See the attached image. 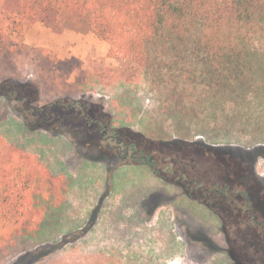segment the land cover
Returning <instances> with one entry per match:
<instances>
[{
	"label": "rangeland",
	"instance_id": "rangeland-1",
	"mask_svg": "<svg viewBox=\"0 0 264 264\" xmlns=\"http://www.w3.org/2000/svg\"><path fill=\"white\" fill-rule=\"evenodd\" d=\"M18 3L0 0V16L5 6L12 10ZM51 15L38 21L56 30L70 28L53 25ZM22 33L4 42L13 46L11 51L0 48V83H38L41 105L58 99L99 103L113 127L129 140L140 141L135 132L143 134L148 151L157 156L171 150L163 148L160 140L185 139L173 146L175 152L197 158L206 180L252 183L253 196L259 193L264 198V141L260 140L264 90L259 96L249 91L238 98L199 85L188 89L189 112L184 115L174 99H166L169 91L154 89L131 59L109 56L110 43L96 35L93 51L86 46L84 53L57 56L56 75L49 77L44 47L23 44L18 40ZM73 79L76 82H70ZM117 80L131 84L111 93ZM117 95L119 104L114 107ZM71 120L68 116L59 124L52 121L54 131L32 129L25 122L23 100L0 97V134L39 155L54 173L65 176L69 186L66 198L40 230L17 239L0 264H225L233 249L228 236L237 239V232L242 239L236 247L240 243L244 248L243 229L225 233L219 217L183 188L155 175L145 164L122 159L111 147L115 141L103 138V130ZM209 148L214 150L205 155ZM259 185H263L260 190ZM261 201L260 206L253 204L264 219ZM246 245L250 246L248 264H264V245L257 240H247Z\"/></svg>",
	"mask_w": 264,
	"mask_h": 264
},
{
	"label": "trees",
	"instance_id": "trees-1",
	"mask_svg": "<svg viewBox=\"0 0 264 264\" xmlns=\"http://www.w3.org/2000/svg\"><path fill=\"white\" fill-rule=\"evenodd\" d=\"M16 1L19 3L14 9L5 6L1 11L0 48L11 51L13 46L4 44L10 35L22 33L26 24L52 13L49 18L53 25L92 32L110 43L109 56L137 63L154 89L170 92L166 99H174L184 115L189 112L185 100L188 89L199 85L238 98H244L249 91L259 96L258 92L264 90V84H259L264 83V0ZM41 51L48 57L43 61H50L49 77L56 75L53 64L57 55L45 48ZM14 81L0 83V97L14 95L18 101L23 100L29 128L54 131L57 128L51 122L62 123L68 116L72 123L85 122L88 116L101 119L102 128L107 125L113 135L109 140L119 136L136 145V156L129 154L134 162L148 163L150 168L153 165L155 175L182 185L193 199L208 205L223 220L237 221L233 227L249 224L245 212L247 206L252 211L254 208L244 185L206 180L197 158L175 152L173 146L184 144L185 139L160 140L163 148L171 150L157 156L148 151L143 134L135 132L140 141L129 140L122 130L113 127L101 104L86 99H58L41 105L38 83L19 85ZM260 140L264 141V136ZM213 150L209 148L205 155ZM151 156L153 162L149 160ZM181 176L184 178L180 181ZM204 189L216 197L204 198ZM68 191L65 176L54 173L39 155L0 134V261L17 239L40 230ZM250 226L258 231L254 220ZM261 234L264 237L262 229ZM229 264L241 262L234 259Z\"/></svg>",
	"mask_w": 264,
	"mask_h": 264
},
{
	"label": "flooded vegetation",
	"instance_id": "flooded-vegetation-1",
	"mask_svg": "<svg viewBox=\"0 0 264 264\" xmlns=\"http://www.w3.org/2000/svg\"><path fill=\"white\" fill-rule=\"evenodd\" d=\"M85 119V124H87L88 126H89V128L90 129H94V128H96V127H98V130H103V138L104 139H108V138H110V137H112L113 135H111V134H109V129H108V127H107V125H105V128L103 129L102 128V120L100 119H93L92 120V118L90 117V116H88V117H85L84 118ZM113 140V139H112ZM115 146H111L113 149H116L117 151H118V154H119V156L122 158V159H124V160H126L127 158L128 159H130L129 158V154H130V152H131V154H130V156H132V157H135L136 156V153H138V149H137V147H136V145H133V143L132 142H125V141H123V140H121L120 138H119V136H116L115 137ZM144 157H150V156H147V155H143ZM131 160V162L132 163H134V164H138V163H136V162H134L133 161V159H130ZM149 160L151 161V162H153V157L151 156V158H149ZM130 164V163H129ZM148 163H145V165H147ZM150 168V167H149ZM151 168H153V165H151ZM150 168V169H151ZM183 176H181L180 178H179V180L181 181V180H183ZM185 181H186V179H184ZM220 182V181H219ZM168 183H170V184H173V185H176V186H179V187H181V188H183V190L185 191V193L191 198V199H193L188 193H187V190L182 186V185H180V184H178V183H174V182H168ZM221 183H225V182H221ZM229 184V183H228ZM232 185V184H231ZM243 185H244V188L246 189V193H247V195L249 196V201H251V203L253 204V201L256 203V204H258L259 205V202L260 203H262V201L261 200H264V198H262L261 199V197H260V195H259V193H257V192H254V193H257L256 195H254L253 196V193H252V183H243ZM261 188H263V185H259L258 187H257V189L258 190H260ZM201 194L203 195V197L204 198H208V197H216V195L217 194H215V193H211V192H207L205 189L201 192ZM262 195H264V193L262 194ZM261 199V200H260ZM193 200H195V199H193ZM195 201H198V200H195ZM258 201V202H257ZM198 202H200V201H198ZM201 204H203L205 207H207L209 210H211L210 209V207L208 206V205H206L205 203H203V202H200ZM260 206V205H259ZM263 207V206H262ZM262 207H261V209H262ZM253 208H254V204H253ZM254 210V209H253ZM263 210V209H262ZM211 212L213 213V214H216L218 217H219V219H220V224H221V226H222V229L225 231V233H228L229 234V229L230 228H233V229H237V231H239V230H241V229H243L244 230V232L242 233V236H243V240L245 241L244 243V248H242V246L240 245V243H239V245H238V248L236 247V244L238 243V242H240L239 240H241L242 238L241 237H239L240 236V232H237V235H236V237H238L237 239L235 238L234 240L230 237V236H228V238H229V244L231 245V247L233 248V249H231L229 252H228V254H229V260H230V262H225V264H229V263H232V262H234V259H237L238 261H240V260H242V261H240L241 262V264H248V262H247V259L249 258V256H250V252H249V247H246L247 245V240L249 241V242H251L252 240H257V241H259L262 245H264V237L262 236V234H261V229L262 230H264V219H262V218H260V216H259V214L257 213V212H255V210L254 211H252V207L251 206H247V209H246V212H245V214L247 215V218H248V220H249V224H247V225H244V226H240V225H235V227H233L234 225L233 224H235L237 221H235L234 219H231L230 221L228 220V221H225V220H223L222 218H221V216L217 213V212H214V211H212L211 210ZM253 220L255 221V222H257V224H258V231H256V234H255V236L254 237H252V234H251V230H252V227L250 226V224H252V222H253ZM255 228V227H254ZM257 233H258V236H257ZM230 235V234H229ZM233 241V242H232ZM239 253H243V255L241 256V258L242 259H240V256H239ZM247 258V259H246ZM240 259V260H239ZM250 260V259H249ZM250 263H251V261H250Z\"/></svg>",
	"mask_w": 264,
	"mask_h": 264
},
{
	"label": "crops",
	"instance_id": "crops-1",
	"mask_svg": "<svg viewBox=\"0 0 264 264\" xmlns=\"http://www.w3.org/2000/svg\"><path fill=\"white\" fill-rule=\"evenodd\" d=\"M95 34L93 33H83L78 32L74 29L65 28L56 30L55 28L48 26L40 21L26 24L23 30V33L19 36L18 40L22 41L23 44L31 47H44L50 52L57 54L58 58H64L65 55H76L77 53H84L81 51L86 46L89 47V51L95 49L94 42ZM99 39V38H98ZM86 52V51H85ZM70 57V56H68ZM70 82H76L75 79L70 80ZM117 84H114L113 90L111 93H114L115 90L120 91L121 86L129 85L131 83L117 80ZM82 85H85L84 82H81ZM107 86V85H102ZM138 96V95H137ZM119 96H114V107H116L119 102L116 100ZM119 104V103H118Z\"/></svg>",
	"mask_w": 264,
	"mask_h": 264
}]
</instances>
